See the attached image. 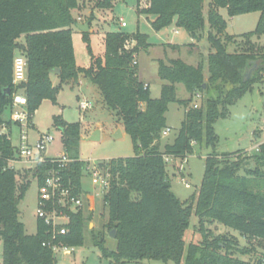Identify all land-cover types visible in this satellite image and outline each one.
I'll list each match as a JSON object with an SVG mask.
<instances>
[{
	"label": "trees",
	"instance_id": "obj_1",
	"mask_svg": "<svg viewBox=\"0 0 264 264\" xmlns=\"http://www.w3.org/2000/svg\"><path fill=\"white\" fill-rule=\"evenodd\" d=\"M94 1L98 9H111L114 0ZM140 1L136 0V12L154 16L150 23L154 30L174 22L195 41L201 38L204 0H147L141 8ZM80 4V0H0L1 264H57L52 250L42 244L50 239L49 227L37 218L35 234H27L18 210L30 180L36 179L39 186L45 172L56 168V164L49 160L38 163L26 169V177L19 179L20 171L10 167L11 161L17 160L16 146L12 145L9 130L2 131L9 129L12 122L3 117V112L8 107L11 113L12 96L19 91L26 97L30 115L44 99L54 101L58 88L75 81L78 73L97 87L100 100L121 120L135 149L131 156L100 160L110 171L109 187L101 198L107 220L98 233L92 229L90 232L102 255L113 262L264 264V250L239 248L234 237L216 235L207 227L216 222L264 244V141L250 154L238 150L236 154L223 153L218 159L214 151L217 136L212 126L216 119L227 116L229 106L254 83L263 80L264 49L256 39L264 35V0H209L207 77L201 61L192 65L179 58L159 59L157 75L165 83L157 98L151 97L149 85L138 78L135 57L140 48L151 45L147 35L139 31L105 32L103 56H93L87 45L90 65L76 66L72 28L78 23L72 10H78ZM219 8L226 9L230 17L258 12L254 30L239 35V40L229 35ZM92 18L91 15L87 20L88 26ZM87 34L88 31L83 32L84 40ZM134 41L125 49L127 43ZM167 46L180 48L179 44ZM17 53L27 60V81L15 85L12 65ZM250 67L253 68L244 81ZM56 68L59 86H53L50 78ZM176 84L184 86L188 98L176 96ZM195 93L201 95L197 107L191 104ZM171 102L183 105L185 112L173 141L160 149L158 140L161 131L168 127L165 112ZM54 124L61 129L64 151L71 158L61 171L62 176L77 193L86 165L78 157L81 124L68 123L60 116H54ZM193 143L210 146L212 151L205 157L197 191L188 202H182L170 189L166 164L170 158L187 157L193 151ZM90 217L82 210L71 213L68 233L59 235L57 240L72 247L82 245L84 221ZM192 217L197 218L198 224L187 241ZM111 229H115L114 249L104 246V234L109 235Z\"/></svg>",
	"mask_w": 264,
	"mask_h": 264
},
{
	"label": "rangeland",
	"instance_id": "obj_2",
	"mask_svg": "<svg viewBox=\"0 0 264 264\" xmlns=\"http://www.w3.org/2000/svg\"><path fill=\"white\" fill-rule=\"evenodd\" d=\"M80 8L72 10V15L77 23L83 24L92 15L88 26L87 40L83 38L81 32L76 26L72 28V44L75 52V63L77 67L85 68L90 64V55L87 45L93 56H103L104 45L102 37L108 31H120L124 33H134L139 31L147 35L148 43L162 44V42L170 41L172 43L189 42V34L181 28L175 26L174 22L169 26L160 30H154L151 27V21L154 19L152 15H146L136 12V0H114L111 9H98L95 7L94 0H80ZM147 0L140 1V8L146 5ZM209 8V0H204L203 14L205 17L204 30L201 38L196 41L197 44L188 46L194 57V65L199 61L204 64V73L206 74V62L199 54H207L208 42L206 40L205 29L208 28L206 15ZM219 14L223 16L226 22V32L229 35L237 37L243 33L254 30L259 13L251 12L237 16H228L226 9L219 8ZM122 19L126 25H120ZM176 30V31H175ZM239 40V38H238ZM23 38L19 39L21 43ZM136 42L134 41L132 45ZM258 44L264 49V35L261 36ZM151 46V45H150ZM194 46V47H193ZM166 47V46H163ZM193 47V48H192ZM159 49V48H158ZM158 49L140 48L136 55L139 60L138 65L141 67V76L149 82L150 93L152 98H157L160 94L161 80L157 75V66L151 60L160 54L166 53L165 49L157 52ZM232 50L233 47L229 46ZM168 52V51H167ZM137 53V54H138ZM141 53V54H140ZM169 54V52L167 53ZM176 55L173 52V56ZM164 60V57H158ZM165 59H168L167 57ZM157 60V59H155ZM157 62V61H156ZM158 64V63H157ZM78 73V77H79ZM78 77L70 84H62L56 93L55 100L44 99L38 108L30 114V125L27 127V137L30 145H34L40 133H49L52 140L47 143L44 155L48 158H54L64 152L61 137V129L54 124V116H60L68 123L79 122L81 124L80 140L78 143V157L80 160L86 161H106L110 158L131 156L135 153L134 144L130 134L124 132L123 136L113 138L112 133L116 125L121 124L115 112L108 109L101 102L97 94L96 86L88 77H83L85 83L78 84ZM53 86H59L60 80L56 74L50 75ZM263 79V78H262ZM176 96L180 99L189 97L182 84L176 87ZM80 99H87L94 102V106L84 113L78 109ZM193 103V99L191 104ZM199 104V101H197ZM185 108L175 102L168 104L165 118L171 130L166 136L160 138L158 144L163 148L165 143H171L177 133L180 123L183 119ZM264 116V80L256 82L251 89L245 92L233 105L229 106V112L226 117L218 118L213 123V130L217 136L214 151L219 155L218 159H222L223 153L236 154L238 150H246L245 154H250L255 150L257 144L264 140V135L254 136L260 131H256L255 127L260 124L261 118ZM3 117H10L9 108H5ZM10 138L13 146L19 145V128L16 124H11ZM99 130V138L90 140L89 137L95 130ZM255 129V130H254ZM254 130V131H253ZM212 151V148L203 147L201 144L193 143V151L187 157L170 158L166 164V170L170 181V189L174 195L182 202H188L193 193L202 180L204 174L205 157ZM244 155V154H242ZM17 157V155H16ZM233 158V157H232ZM231 158V159H232ZM253 166V163H250ZM14 168L19 172V179L26 177L27 164L14 162ZM241 172V171H240ZM82 188L89 194L93 192L91 182L87 176L81 181ZM188 183V186L185 184ZM95 192V191H94ZM93 192V194H94ZM37 193L38 183L36 179L30 180V184L25 192L23 199L18 203L19 220L24 224L27 234H35L37 223ZM101 197V196H100ZM100 197L88 198L83 207L84 214H90V219L84 221V243L80 246H73L71 253H63L58 251L53 253L57 264H176L173 261L163 262L160 260H140L113 262L102 255L101 249L94 245L91 238L90 229L94 233H98L102 223L107 220V209L103 206ZM198 220L192 217L190 228L188 229L187 241L193 229L197 226ZM207 227L214 234H224L228 237H234L237 240L239 248L255 249L263 251L264 244L258 240L248 239L241 236L238 232L213 222L207 224ZM116 241L104 234V246L114 249ZM3 242L0 238V264L2 262ZM253 253V252H250Z\"/></svg>",
	"mask_w": 264,
	"mask_h": 264
},
{
	"label": "built area",
	"instance_id": "obj_3",
	"mask_svg": "<svg viewBox=\"0 0 264 264\" xmlns=\"http://www.w3.org/2000/svg\"><path fill=\"white\" fill-rule=\"evenodd\" d=\"M120 25L124 27L126 23L120 19ZM132 43H127L125 49L130 48ZM136 59V57H135ZM137 62V60H136ZM264 80V73L262 74ZM27 81V60L21 53L15 54L12 65V82L17 85ZM79 84H82L79 80ZM201 95L195 93L192 97L193 107H197ZM10 121L19 128V145L16 147L17 160L27 164V170L32 169L38 163L49 160L56 164V168H52L45 172L42 183L38 186L37 193V209L36 215L41 219L50 230V239L43 242L44 246H48L53 253L62 251L63 253H71L73 247L58 241L59 235L68 233V225L70 222V214L79 210H83L85 201L88 200L86 190L80 186L79 192H75L74 186L70 181H64L62 172L71 161V158L64 151L62 154L54 158L45 157L44 151L47 143L52 140L49 133H40L34 145H30L27 137V127L30 125V115L26 110V97L21 92H15L12 96ZM94 106V102L87 99H80L78 109L85 112ZM4 129V128H3ZM170 128L166 127L161 131L162 136H166L170 132ZM256 131L264 135V116L261 118L260 124L256 126ZM258 133V132H257ZM258 145L255 147L257 149ZM15 161H11L10 167L14 168ZM15 169V168H14ZM87 176L91 182L94 192H91V198H102L103 194L108 190L110 182V171L100 161H86L83 169V175ZM81 178V181H82ZM82 183V182H81ZM188 186V183L185 184Z\"/></svg>",
	"mask_w": 264,
	"mask_h": 264
},
{
	"label": "crops",
	"instance_id": "obj_4",
	"mask_svg": "<svg viewBox=\"0 0 264 264\" xmlns=\"http://www.w3.org/2000/svg\"><path fill=\"white\" fill-rule=\"evenodd\" d=\"M223 17V16H222ZM208 25V24H207ZM207 30H208V28H206L205 29V33H207ZM176 31V30H175ZM261 38V37H260ZM260 38L259 39H256V41L257 42H259V40H260ZM102 39H103V37H102ZM189 42H179V43H172V42H170V41H167V42H162V44L160 43V44H156V43H153V45H152V43L150 42V44H151V46H149V48H153V49H165V51H166V53H164V55H163V53L162 54H160L161 56H157L155 59H157V60H155V59H152V57L150 58L151 60H153L154 62H155V65L157 66V62L156 61H158L159 59H158V57L160 58V57H164V61H166L167 59H165L166 57L168 58V59H176V58H179V59H181L182 61H184V62H186V63H188V64H192V65H194V57L192 56V52L190 51V49H188L189 47H188V45L187 44H197L198 45V43L189 35ZM179 44L180 45V48L179 49H176V50H173V49H171L170 47H168L167 45L168 44ZM163 46H166V47H163ZM194 47V46H193ZM192 47V48H193ZM157 50V52L158 53H160L161 52V50ZM208 49H209V46L207 47V54H208ZM169 52V54H167L168 52ZM191 52L190 54H189V52ZM173 52H175L176 53V55H174L173 56ZM141 54V53H140ZM207 54H202V53H200L199 55L202 57V58H204L205 59V62H206V56H207ZM74 56H75V52H74ZM100 56V55H99ZM137 56H139V53L137 54ZM138 62H139V60H137V64H138ZM90 65V64H89ZM88 65V66H89ZM88 66H86L85 68H87ZM207 71V70H206ZM204 75H205V77H207V73L205 74L204 73ZM83 77H84V75H83V73H80L79 74V77H78V84H79V80L81 81V83L82 84H84L85 83V81H84V79H83ZM138 78H139V80H141V81H143V82H145V83H147L148 85H149V82L147 81V80H145L142 76H141V67H140V65H138ZM159 80H161L160 78H159ZM163 83H165V81L164 80H161V85L163 84ZM81 84V85H82ZM178 85L179 84H176V87H178ZM149 88H150V86H149ZM161 88V87H160ZM96 90H97V94H98V89H97V87H96ZM99 95V94H98ZM100 98V97H99ZM100 100V99H99ZM101 101V100H100ZM102 102V101H101ZM166 125L168 126V127H170L169 126V124H167V122H166ZM115 130H117V129H120V133H121V136H123L124 135V128H123V125H122V122H121V124H119V125H116L115 126V128H114ZM255 129H256V127H255ZM254 129V130H255ZM8 130H9V132H10V129H7V128H4L2 131L3 132H8ZM115 130H114V132H115ZM253 130V131H254ZM113 132V133H114ZM112 133V134H113ZM260 134H258V133H254V136H259ZM264 141V140H263ZM263 141H261V142H263ZM261 142H259L257 145H259ZM160 149H162V148H160ZM90 196V197H89ZM88 197L89 198H91V193H89L88 194Z\"/></svg>",
	"mask_w": 264,
	"mask_h": 264
},
{
	"label": "water",
	"instance_id": "obj_5",
	"mask_svg": "<svg viewBox=\"0 0 264 264\" xmlns=\"http://www.w3.org/2000/svg\"><path fill=\"white\" fill-rule=\"evenodd\" d=\"M76 27L81 31V32H85V31H88V23H83V24H76ZM253 67H250L246 73L244 74V77H243V80H247V78L249 77V74L251 72ZM52 73L53 74H58L59 73V69L56 68L54 70H52ZM99 134H100V131L97 129L95 130L92 135L89 137L90 140H97L99 138ZM121 136V133H120V129H117L115 130V132L112 134V137L113 138H118ZM109 237L111 238H114L115 237V229H111L110 232H109Z\"/></svg>",
	"mask_w": 264,
	"mask_h": 264
}]
</instances>
